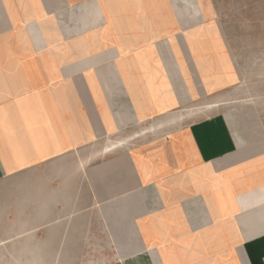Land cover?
<instances>
[{
	"label": "crops",
	"instance_id": "0c3cea01",
	"mask_svg": "<svg viewBox=\"0 0 264 264\" xmlns=\"http://www.w3.org/2000/svg\"><path fill=\"white\" fill-rule=\"evenodd\" d=\"M216 15L0 0L3 262L264 264V100L231 105Z\"/></svg>",
	"mask_w": 264,
	"mask_h": 264
},
{
	"label": "rangeland",
	"instance_id": "374dc122",
	"mask_svg": "<svg viewBox=\"0 0 264 264\" xmlns=\"http://www.w3.org/2000/svg\"><path fill=\"white\" fill-rule=\"evenodd\" d=\"M211 3L243 74V85L239 87L237 98L232 101L233 104L228 103L238 108L249 100L263 102L264 0H211ZM261 115L264 117V113ZM31 214L32 209H26V216ZM0 264H16V258L10 256L3 262L0 256Z\"/></svg>",
	"mask_w": 264,
	"mask_h": 264
}]
</instances>
